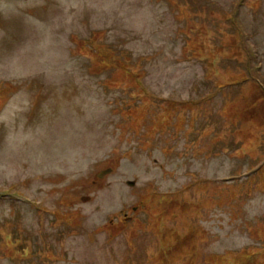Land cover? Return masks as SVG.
Instances as JSON below:
<instances>
[{"label":"rangeland","instance_id":"rangeland-1","mask_svg":"<svg viewBox=\"0 0 264 264\" xmlns=\"http://www.w3.org/2000/svg\"><path fill=\"white\" fill-rule=\"evenodd\" d=\"M227 14L264 86V0H0V264H264V100L235 49L211 78L201 61Z\"/></svg>","mask_w":264,"mask_h":264},{"label":"trees","instance_id":"trees-1","mask_svg":"<svg viewBox=\"0 0 264 264\" xmlns=\"http://www.w3.org/2000/svg\"><path fill=\"white\" fill-rule=\"evenodd\" d=\"M180 1H184L185 0H180ZM191 13H196L198 14L197 11H194L193 9L191 10ZM199 15V14H198ZM200 16V15H199ZM220 18H222V15H218ZM202 17V16H200ZM227 21H224L222 24V33L221 35L224 36V38L222 40H220L217 44L213 43L210 47V49L206 50V56L203 58L202 57V62L205 65V68L207 69L208 72V76L211 78L212 76L215 75V72L217 71V64L216 61H220L221 59H224L225 62L228 60L230 62V50L231 48L235 49V54L237 55L238 59L241 61V69H240V74L244 73V82H248V81H253L256 83L255 86H251L250 90L251 92L254 93V98L257 99H261V101L264 100V87L263 85L256 80V73H254L251 69L250 71L247 70L246 67H244V61H246V59L248 58V52L247 49L245 47L244 41L242 39V36L240 34L239 29L236 27V25L229 20V15L227 14ZM194 24H190L191 25V30L192 29H196L198 31H203L201 28L202 22H198V21H194ZM223 26H225L226 29L223 28ZM233 28L234 31H228L227 28ZM189 29L188 26L185 25L181 28V33L183 34L184 38H185V44H184V49L183 52L188 55V53H190L191 51H193V48L190 47L189 48V36L190 34H188ZM233 32V33H232ZM233 37V40L229 43V39L230 37ZM189 48V49H188ZM212 48V49H211ZM215 50H221L222 53L220 54H215ZM227 50V52H226ZM226 52V53H224ZM193 54V53H190ZM221 55V56H220ZM189 56V55H188ZM193 56H197V55H193ZM97 60H101L99 58H97ZM229 63H227V67L230 65H228ZM99 65L101 66V70L102 69H114L113 71L118 72V75H116L115 73H113V75L106 81V83L109 86H114V85H118V86H123L126 85L127 88V96L123 97L121 99V104H125L126 106V110H130L128 112L129 117L134 116L138 119H146L145 117L147 116V113L144 112L142 113L143 117H138L137 115H135V109H141L143 111L144 110V106H142L140 104V106L138 107V103H139V99L140 98H148L147 102L145 103V106L150 104V100L152 98H150L149 94H145L144 91H141L138 89V84L136 83V81L133 79L132 77V72H131V66L127 63H120L115 61L113 58L111 57H107L106 59L103 60V62L99 63ZM217 65V66H216ZM129 73V74H128ZM239 74V75H240ZM130 75V76H129ZM238 75V76H239ZM238 76L234 77V78H227L230 81H234ZM127 77V78H126ZM225 79L222 82L219 83H223L222 85H224L225 82L228 83V80ZM229 84V83H228ZM249 86V85H247ZM137 89L139 92L135 95H133V90ZM126 90V89H124ZM243 97L245 98V95L247 97V99L245 98V103L241 106L238 107V109L236 110V112L238 111L240 114H242L245 117H250V118H254V117H258L259 113H257V115L255 114V112H253V106L255 103L254 99H250L248 98V94H245V88L243 89ZM184 102V101H183ZM172 104H176L174 102H171ZM186 104H191L188 102H184ZM244 105H247L244 107ZM261 107L264 109V104L261 105ZM171 105L169 104H164L163 105V109L159 110L158 112H154L155 115L151 116V121H155L159 120L162 123L168 122L170 121V119H172L173 115L171 114ZM134 109V111H133ZM185 112L182 114L181 119L183 118ZM150 122V121H149ZM161 129V127H160ZM6 237H11V232L6 234ZM261 250V246L260 247H256L251 249L250 251L247 252V254L241 259L240 264H246L248 262V264H260L258 261L261 260V257H258V255H260L258 253V251Z\"/></svg>","mask_w":264,"mask_h":264},{"label":"water","instance_id":"water-1","mask_svg":"<svg viewBox=\"0 0 264 264\" xmlns=\"http://www.w3.org/2000/svg\"><path fill=\"white\" fill-rule=\"evenodd\" d=\"M111 171H112L111 168H108V169L103 170V171L101 172V174H100V177H102L104 174L109 173V172H111ZM129 183H130L131 185H134V181H130ZM82 199H83V200H87V199H89V197L83 196Z\"/></svg>","mask_w":264,"mask_h":264}]
</instances>
